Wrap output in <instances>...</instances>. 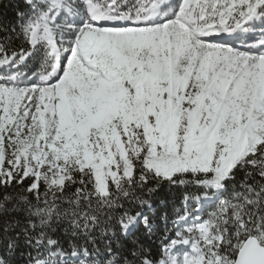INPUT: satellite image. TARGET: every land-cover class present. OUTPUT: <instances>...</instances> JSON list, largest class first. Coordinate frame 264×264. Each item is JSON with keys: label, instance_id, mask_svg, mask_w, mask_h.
<instances>
[{"label": "snow or ice", "instance_id": "snow-or-ice-1", "mask_svg": "<svg viewBox=\"0 0 264 264\" xmlns=\"http://www.w3.org/2000/svg\"><path fill=\"white\" fill-rule=\"evenodd\" d=\"M0 264H264V0H0Z\"/></svg>", "mask_w": 264, "mask_h": 264}, {"label": "trees", "instance_id": "trees-1", "mask_svg": "<svg viewBox=\"0 0 264 264\" xmlns=\"http://www.w3.org/2000/svg\"><path fill=\"white\" fill-rule=\"evenodd\" d=\"M160 195H161V196H165V195H166V193H163V192H162V193H160Z\"/></svg>", "mask_w": 264, "mask_h": 264}]
</instances>
